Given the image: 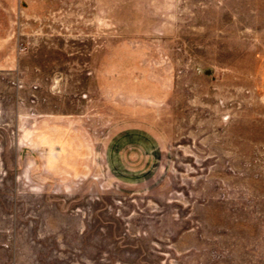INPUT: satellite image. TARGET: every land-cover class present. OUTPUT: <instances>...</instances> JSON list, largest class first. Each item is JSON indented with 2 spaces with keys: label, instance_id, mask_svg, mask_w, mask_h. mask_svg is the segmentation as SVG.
Segmentation results:
<instances>
[{
  "label": "rangeland",
  "instance_id": "1",
  "mask_svg": "<svg viewBox=\"0 0 264 264\" xmlns=\"http://www.w3.org/2000/svg\"><path fill=\"white\" fill-rule=\"evenodd\" d=\"M0 264H264V0H0Z\"/></svg>",
  "mask_w": 264,
  "mask_h": 264
}]
</instances>
